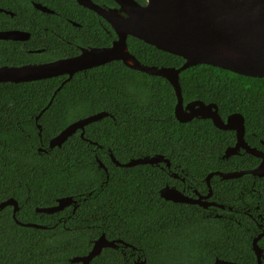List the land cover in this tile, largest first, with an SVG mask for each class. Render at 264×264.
<instances>
[{
    "label": "trees",
    "instance_id": "16d2710c",
    "mask_svg": "<svg viewBox=\"0 0 264 264\" xmlns=\"http://www.w3.org/2000/svg\"><path fill=\"white\" fill-rule=\"evenodd\" d=\"M57 11L60 15L40 14L42 29L65 17ZM128 48L147 66L185 63L135 37ZM52 55L48 50L41 57ZM66 78L0 82V204L14 198L19 222L44 227L18 224L13 207L0 209V264H82L70 259L87 255L102 234L134 248H105L90 264H136L139 257L147 264H214L218 258L258 264L253 241L264 231V177L214 176L210 200L224 209L160 195L167 184L206 195L209 174L256 168L261 160L244 150L223 159L236 143L235 132L220 130L209 119L178 122L172 85L121 61L76 73L62 86ZM180 84L185 104L214 103L224 120L241 113L246 141L264 151V78L201 64L181 72ZM102 112L108 116L87 125L84 138L79 130L61 148H49L70 124ZM111 154L122 164L162 155L185 182L171 177L163 163L119 167ZM64 197L76 200V208L36 211ZM259 245L264 250V237Z\"/></svg>",
    "mask_w": 264,
    "mask_h": 264
},
{
    "label": "water",
    "instance_id": "95a60500",
    "mask_svg": "<svg viewBox=\"0 0 264 264\" xmlns=\"http://www.w3.org/2000/svg\"><path fill=\"white\" fill-rule=\"evenodd\" d=\"M114 1L120 5V10L106 11L92 3L91 0H78L81 5L94 10L113 24L119 36V40L115 42L113 47L85 50L78 57L51 63L2 67L0 68V82H34L68 75L69 77L63 82V86L76 73L114 60L122 61L131 69L165 78L174 88L177 97L175 117L178 122L190 123L194 119H209L218 129L233 131L236 134L235 145L226 149L223 159L239 155L244 150L261 160L254 169L234 172L218 171L209 174L206 178L209 192L206 195H198L197 198L185 195L170 186H165L160 191L163 199L174 203L198 205L204 209L210 207L224 209L223 205L209 200L213 195L212 178L218 176L223 180H232L245 175L263 178L264 151L250 146L246 141L245 118L241 113L231 114L224 120L219 114L218 106L214 103L193 101L185 104L180 74L191 67L204 64L242 76L264 78V0H146L145 6L136 0ZM39 7L42 11L50 13L48 9ZM128 36L138 38L159 50L179 56L185 60V63L180 68L144 65L129 52ZM0 39L27 40L28 33H1ZM61 87L58 88V91ZM52 101L53 99L50 105ZM42 113L36 118L37 121ZM106 116L108 113L102 112L70 124L50 141L49 148H61L79 130L82 131L81 137L84 138L86 126ZM38 127L42 131L41 126ZM39 150L40 152H47L44 148ZM111 158L119 167L158 165L160 163H165L168 168L171 167L170 160L162 155L133 159L124 164L117 161L113 154H111ZM98 163L101 168L107 171L100 160ZM76 204L77 201L72 197H64L58 199L56 205L37 208L36 211L54 214L72 205L76 208ZM9 206L13 207V217L18 224L26 227L44 228L38 224L19 222L17 220V213L20 210L19 203L14 198L1 203L0 209ZM263 237L264 231L253 241V250L257 256L258 264H262L264 250L259 245V241ZM120 245L126 248H134L123 240H108L106 235L102 234L94 241L93 247L87 255L75 256L70 261L72 263L90 264L105 248L118 249ZM136 264H147V260L139 257ZM214 264L240 263L218 258Z\"/></svg>",
    "mask_w": 264,
    "mask_h": 264
},
{
    "label": "flooded vegetation",
    "instance_id": "af4514ba",
    "mask_svg": "<svg viewBox=\"0 0 264 264\" xmlns=\"http://www.w3.org/2000/svg\"><path fill=\"white\" fill-rule=\"evenodd\" d=\"M91 1L106 11L120 10V5L114 0ZM136 1L143 6L147 4L146 0L143 3ZM39 6L48 9L50 13L42 11ZM57 10L62 11L65 17L55 20L53 28L42 29L40 14L60 15ZM123 15L126 16L124 13ZM6 32L28 33V39H0V68L71 59L82 55L85 50L111 48L119 40L110 21L94 10L81 5L78 0H0V34ZM130 37L132 36L127 38V46ZM48 50H51L53 55L51 59L45 60L41 55L46 54ZM9 51L12 53L11 58L8 56ZM25 52L29 54L26 59H24ZM112 62L120 61L114 60L107 64ZM93 68L80 72L85 73ZM167 171L174 179L185 182V179H181L171 167H167ZM166 186L173 187L193 198L201 195L195 189L190 190V187L180 190L177 185L167 184Z\"/></svg>",
    "mask_w": 264,
    "mask_h": 264
}]
</instances>
